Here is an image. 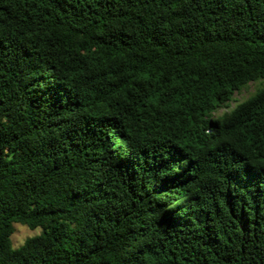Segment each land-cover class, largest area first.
Segmentation results:
<instances>
[{
	"label": "trees",
	"instance_id": "1",
	"mask_svg": "<svg viewBox=\"0 0 264 264\" xmlns=\"http://www.w3.org/2000/svg\"><path fill=\"white\" fill-rule=\"evenodd\" d=\"M263 80L264 0H0V264H264Z\"/></svg>",
	"mask_w": 264,
	"mask_h": 264
},
{
	"label": "rangeland",
	"instance_id": "2",
	"mask_svg": "<svg viewBox=\"0 0 264 264\" xmlns=\"http://www.w3.org/2000/svg\"><path fill=\"white\" fill-rule=\"evenodd\" d=\"M264 86V80L257 83H251L248 85V87L240 94L236 95L237 101H243L246 100L248 97L252 96L255 91L261 87ZM224 113V111H220V114ZM40 233V229L31 231L25 226L16 224L14 225V233L11 237V246L13 249H17L20 246L23 245L26 239L32 238Z\"/></svg>",
	"mask_w": 264,
	"mask_h": 264
}]
</instances>
